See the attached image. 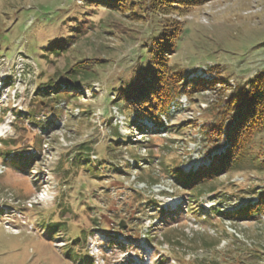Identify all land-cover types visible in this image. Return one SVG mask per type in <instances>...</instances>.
<instances>
[{"label": "rangeland", "instance_id": "obj_1", "mask_svg": "<svg viewBox=\"0 0 264 264\" xmlns=\"http://www.w3.org/2000/svg\"><path fill=\"white\" fill-rule=\"evenodd\" d=\"M86 8L81 0H0V78L7 83L8 75H16L11 94H4L6 88L0 92V112L4 102L13 101L22 113L12 110L0 119V134L16 137L14 157L6 154L8 149L0 151V264H91L87 250L95 252L96 244L102 252L96 253L97 264H131L135 255L152 264H264V213L226 219L215 211L218 205L236 211L256 203L264 191V171L225 174L202 188L216 191L195 197L200 187L178 186L152 158L174 161L178 156L188 174L224 152L225 145L215 148L217 143L204 140L203 124L219 119L216 105L264 71V0H208L168 15L183 25L170 64L187 81L214 86L191 98L184 95L171 107L168 128L158 133L143 130L146 117L138 119L123 103L115 104L113 94L142 65L146 50L141 46L147 40L151 47L158 37L160 17L145 23L103 6L84 13ZM83 17L90 28L69 50L51 47L53 40L78 30ZM89 58L99 77L93 87L83 85L78 102L60 98L45 107L47 98L35 92L37 80L50 81V72L62 75L79 59ZM212 66L217 70L209 72ZM28 106L41 111L40 119L51 109L55 113L37 128L29 122ZM115 129L123 139L110 148ZM83 144H92V165L75 158L87 152ZM154 179L158 183L151 185ZM40 187L39 199L35 188ZM161 191L178 197L168 199ZM166 211L170 215L165 218ZM58 220L69 233L54 238L47 225ZM85 228L96 231L92 245L75 244L82 260L67 256L74 235ZM114 233L124 242L114 240ZM134 237H146L149 247L136 244Z\"/></svg>", "mask_w": 264, "mask_h": 264}, {"label": "trees", "instance_id": "obj_2", "mask_svg": "<svg viewBox=\"0 0 264 264\" xmlns=\"http://www.w3.org/2000/svg\"><path fill=\"white\" fill-rule=\"evenodd\" d=\"M81 1L84 2V7H88L84 10V13L89 9L92 10V6H103L111 11L125 14V16L132 21H143L147 23L155 16L160 17L161 31L158 37L153 39L151 47L149 48L147 46V40L142 44L141 49L143 52L146 50V55L143 54L139 60L142 65H138L136 67L137 71L135 70L128 77L123 78L115 87L113 102H115V104L123 103L126 108L136 112L139 116H144L153 120L157 128H168L163 119V115L169 120L171 119L170 107L172 103L177 102L182 95H187L191 98L193 93L206 90L210 84H208L207 81L199 79L187 81L186 76L183 75L181 70L176 69L175 66L170 64L171 57L176 50L177 41L183 31V25L178 19L168 15L172 14L174 10L192 9L208 0ZM84 15L86 17V14ZM73 16H75L74 20L78 22L81 19L76 13H74ZM85 17H83L78 30H75L72 35L53 40L51 47L61 48V50L65 51L69 50V48L80 39V36L84 35L83 33L90 28L88 25L85 26ZM91 60V58L85 60L79 59L62 75H60L62 71L50 72V81L41 80V78L38 79V88L35 90L37 95L42 94L47 99L50 98L51 101H53V104L50 103L51 105H54L55 101H60V98L78 102V100H80L78 93L82 90L83 85L86 84V86L92 88L99 79L96 70L97 65L91 63ZM95 61L99 62V59H95ZM215 70H217L216 67L212 66L209 72H214ZM63 75H66L68 79L52 80V78ZM229 78L230 76L228 75L226 78L221 77L222 82H225L226 79ZM63 84L66 85V88H62ZM213 84L214 82H212L210 86H214ZM240 86L239 91L232 93L230 96L223 99L222 103L216 105V108L220 110L218 113L219 119L216 121L211 120L203 124L202 132L204 134L202 136H205L204 140L208 139V142L213 141L214 144L217 143L215 147L220 146V144L227 145L225 151L215 156L208 167L204 166L197 172L185 174L181 169V163L184 161H181L178 156H176V159L174 158V161H167L164 157L152 156L153 160L158 159V161H160V165L167 170L168 174H172L174 180L180 184V186H184L192 191L193 188L200 187L199 190L196 191L195 197L203 196L206 192L211 193L216 191L214 187L206 190L202 188L210 184L212 180L219 179L225 174L244 170L264 171V71L256 73L245 82V85ZM41 89L42 91H40ZM47 99L45 107L51 106ZM39 106L43 108L41 102ZM80 106L84 110L82 103H80ZM9 108H12V106L10 105ZM12 109L17 112V114H22L18 109ZM7 110H5V112ZM27 112L28 118H31L29 121L30 123L35 122V124H41L43 122L37 120L38 114L41 111L36 112L32 109V106H28ZM190 123L191 122L188 124ZM195 124H197V122ZM160 128L156 131L157 133ZM15 139L16 138H8L3 140L4 147H2L0 151H6L8 149L9 151H7L6 154L9 155L10 151L14 148L13 146L16 145ZM119 139L120 135L115 129V135L108 143V147L111 148L112 143L115 144ZM151 142H153L152 138ZM91 145L92 144H83L82 149L86 148L87 152L82 156L75 155V158H77V160L80 159L81 162L84 161L86 166L88 163L91 165L93 164L91 153L94 149ZM149 152L151 155L154 154L151 149H149ZM2 153L3 152H0V154ZM140 177L142 176L140 175ZM151 179L153 178L151 177ZM156 180H151L150 183H157ZM257 192V190L251 191V193ZM258 195V201L254 204H249L242 211L238 213L222 214L226 219H231L237 218L238 215L253 218L256 212L264 213V191L259 192ZM216 211L219 213L222 212L220 209ZM49 220H52V218ZM93 220H95V222L98 221L97 218ZM47 226L49 231L52 230L50 234H52L54 238L65 236V232H67V234L69 233L68 226L63 220L49 223ZM89 234L88 229L85 228L80 235H74V245L72 244L69 246V248H73L71 251L72 253L67 252V256L82 260L83 257L75 251V244H86ZM218 242L219 239L213 247L217 246L219 244ZM200 248L203 249L204 245H201ZM91 264L94 263L91 262Z\"/></svg>", "mask_w": 264, "mask_h": 264}, {"label": "bare ground", "instance_id": "obj_3", "mask_svg": "<svg viewBox=\"0 0 264 264\" xmlns=\"http://www.w3.org/2000/svg\"><path fill=\"white\" fill-rule=\"evenodd\" d=\"M40 195V194H39Z\"/></svg>", "mask_w": 264, "mask_h": 264}]
</instances>
